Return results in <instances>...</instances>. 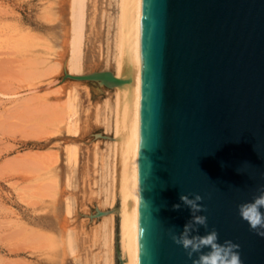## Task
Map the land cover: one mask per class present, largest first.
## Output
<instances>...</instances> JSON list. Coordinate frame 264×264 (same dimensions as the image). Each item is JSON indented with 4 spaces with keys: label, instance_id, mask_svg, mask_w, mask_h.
<instances>
[{
    "label": "water",
    "instance_id": "1",
    "mask_svg": "<svg viewBox=\"0 0 264 264\" xmlns=\"http://www.w3.org/2000/svg\"><path fill=\"white\" fill-rule=\"evenodd\" d=\"M261 188L264 0H142L137 264H192L171 238L191 218L182 195L206 209L194 235L215 230L240 246L242 264H264V237L238 211Z\"/></svg>",
    "mask_w": 264,
    "mask_h": 264
},
{
    "label": "rangeland",
    "instance_id": "2",
    "mask_svg": "<svg viewBox=\"0 0 264 264\" xmlns=\"http://www.w3.org/2000/svg\"><path fill=\"white\" fill-rule=\"evenodd\" d=\"M70 7L71 0H0V264H105L109 254L120 264L119 216L110 247L109 220L97 216L118 207L108 197L115 93L60 68ZM117 15V0L87 1L83 75L115 71ZM69 100L75 130L60 121Z\"/></svg>",
    "mask_w": 264,
    "mask_h": 264
},
{
    "label": "bare ground",
    "instance_id": "3",
    "mask_svg": "<svg viewBox=\"0 0 264 264\" xmlns=\"http://www.w3.org/2000/svg\"><path fill=\"white\" fill-rule=\"evenodd\" d=\"M87 1L71 0L72 37L69 40V48H67L68 50L66 49L68 56L67 54L62 56L61 65H59L63 71L69 70L70 73L67 75L69 79L71 78L68 76H83ZM117 6L118 15L114 39L115 54L113 57L115 71L113 73L116 78L128 82L110 88L102 80L96 82L105 88L114 90L115 93V100L111 106L113 121L111 123L112 138L110 144L113 163L111 191L108 197H110L109 200L112 202H110L111 205L118 200V207L109 213L102 211V218L109 220V225L107 226L109 232L106 229L104 235L107 246L112 243L114 223L116 214H118L119 248L117 252L120 257L119 262L120 264H137L142 0H117ZM108 85L111 86V84ZM68 96L71 98V95L68 94ZM67 106L65 107L67 108V114L64 113L66 117L63 119L65 115L62 114L63 116H61L60 114L57 119L58 122L61 121V124H65L70 130H73L79 127L76 126L75 120L77 119H75L76 112L73 101L69 100ZM74 133L77 134V131H74ZM70 157L76 159V152L71 150ZM71 207L70 205L68 206V214H71ZM68 237V248L71 251L70 253H74L73 237L69 235ZM55 242L57 243L58 241ZM110 255H106L105 264H113V259ZM114 257H116L115 254Z\"/></svg>",
    "mask_w": 264,
    "mask_h": 264
},
{
    "label": "clouds",
    "instance_id": "4",
    "mask_svg": "<svg viewBox=\"0 0 264 264\" xmlns=\"http://www.w3.org/2000/svg\"><path fill=\"white\" fill-rule=\"evenodd\" d=\"M260 195L252 202L239 206L240 217L248 223L250 229L260 237H264V188L260 189ZM180 201L191 212L190 220L184 225L182 232L172 235V240L178 246H182L192 264H242L239 245L231 241L218 242V233L215 230L206 235H194L199 232V227L207 228V216L199 213L205 212L202 206V197L195 195L189 198L187 195L180 196ZM180 204L173 206V210H179ZM208 249L207 252L204 250ZM197 254L198 258L193 259Z\"/></svg>",
    "mask_w": 264,
    "mask_h": 264
}]
</instances>
